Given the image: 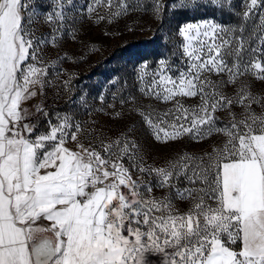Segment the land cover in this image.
I'll list each match as a JSON object with an SVG mask.
<instances>
[{"label":"snow or ice","instance_id":"obj_1","mask_svg":"<svg viewBox=\"0 0 264 264\" xmlns=\"http://www.w3.org/2000/svg\"><path fill=\"white\" fill-rule=\"evenodd\" d=\"M149 9L213 18L178 25L131 85L50 107L64 65L98 51L85 21ZM183 141L203 146L150 151ZM0 264H264V0H0Z\"/></svg>","mask_w":264,"mask_h":264},{"label":"rangeland","instance_id":"obj_2","mask_svg":"<svg viewBox=\"0 0 264 264\" xmlns=\"http://www.w3.org/2000/svg\"><path fill=\"white\" fill-rule=\"evenodd\" d=\"M81 3L84 0H80ZM150 0H144L145 5H148ZM239 3V0H236ZM213 13L211 11H201L198 13H188L187 15H178L174 18L171 15H166L164 20L158 21L153 18L151 10L131 12L125 17L120 18L113 24L100 26L92 25L85 21L82 28V39L85 43H95L98 51L92 53L83 62L72 64L67 63L65 68L69 69L73 74L72 91H61L58 97L53 100L52 97L56 95L55 90L49 91V105L56 109L73 110L72 98L83 90L84 92L92 93L93 95L105 89L107 81L114 75H119L122 78L128 79L129 84H132V67L134 64L124 58L119 63H114L112 60L113 54H118L121 49L118 47L128 40H136L142 35H149L151 31L161 34L162 42L171 47L172 41L176 39L174 33L178 25L186 22H197L205 19H212ZM215 20L222 24H235L237 17L228 14H221L216 12ZM132 30L129 31L128 29ZM114 33L111 36H105L104 31ZM66 49L71 53H79L81 51L79 45L73 44L70 41L65 45ZM48 56H54V53H48ZM48 56L45 58L47 59ZM119 58L116 56L115 60ZM122 60V59H121ZM145 59H140L135 64ZM154 61L153 59H147ZM259 87V85H257ZM115 90V89H112ZM98 107V105H97ZM163 108L164 105H157ZM96 119L106 128L110 127L113 132H118L127 123L126 120L110 119L108 116L94 113ZM138 119V117L136 118ZM143 139V136H141ZM203 145L183 141L180 143L170 142L169 144L153 143L150 147L151 153L159 162L161 158L174 153L176 150L186 148L188 151H198ZM151 162V161H150ZM111 222V221H110Z\"/></svg>","mask_w":264,"mask_h":264},{"label":"trees","instance_id":"obj_3","mask_svg":"<svg viewBox=\"0 0 264 264\" xmlns=\"http://www.w3.org/2000/svg\"><path fill=\"white\" fill-rule=\"evenodd\" d=\"M161 34L156 33L154 30L149 35H142L138 39L128 40L120 45L118 48L121 49L118 54H113L112 60L114 63H119L124 60L135 64L140 59H157L160 53H164L170 48L168 44L162 42ZM117 58L115 60V58ZM122 59V60H121Z\"/></svg>","mask_w":264,"mask_h":264}]
</instances>
